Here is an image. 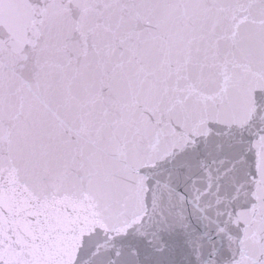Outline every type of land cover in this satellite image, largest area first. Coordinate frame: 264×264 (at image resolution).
Wrapping results in <instances>:
<instances>
[{
  "label": "snow or ice",
  "instance_id": "obj_1",
  "mask_svg": "<svg viewBox=\"0 0 264 264\" xmlns=\"http://www.w3.org/2000/svg\"><path fill=\"white\" fill-rule=\"evenodd\" d=\"M0 264H264V0H0Z\"/></svg>",
  "mask_w": 264,
  "mask_h": 264
}]
</instances>
